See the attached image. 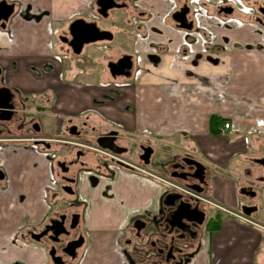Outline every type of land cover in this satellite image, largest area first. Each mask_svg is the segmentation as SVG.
Listing matches in <instances>:
<instances>
[{"label": "crops", "instance_id": "obj_1", "mask_svg": "<svg viewBox=\"0 0 264 264\" xmlns=\"http://www.w3.org/2000/svg\"><path fill=\"white\" fill-rule=\"evenodd\" d=\"M7 1L15 2V11L5 27L0 23V68L5 82L20 97L30 103L33 99L46 98L42 106L49 109L47 120L39 119L44 131L43 121L54 117V134L38 136L55 138L63 133L76 140L75 134L65 131L75 124L83 131L100 127L95 129L98 135L104 130L116 129L125 141L144 142L155 150L175 146L195 152L196 143L212 173V192L204 197L210 199L213 195L229 209H239L237 199L241 204L257 208L251 214L255 222L251 224L211 206L208 226L202 229L197 240L184 247L183 264H264V211L257 200L236 196L245 183L264 179V166L250 164L251 159L264 155L258 141L261 138L264 142V26L255 21L256 15L238 10L227 22L228 29L220 33L225 32L230 40L226 50L218 54L220 64L204 66L202 59L195 66V57L199 55L195 54V35L187 37L185 32L172 30L157 21L151 25L163 28L165 38L151 34L148 37L147 22L142 20L140 32L130 24L133 11L129 8L111 14V19L119 20L118 23L100 22V28L113 32L112 39L92 42L75 53L60 37L70 39L72 22L97 17L91 8L94 0ZM140 3L141 7L148 6L147 0ZM255 3L256 7H264L261 0ZM168 39L173 42L160 55V64H152L147 59L150 52L146 51V45L149 41L162 44ZM204 43L199 37L200 56L207 60L211 55ZM124 54L133 56L137 72L132 78L114 81L109 76L107 63ZM72 71L89 72L92 78L69 79L66 75ZM116 82L125 85H116ZM213 84L222 91L213 102L225 99L226 108L212 110L203 127H198L195 104L199 105L196 106L199 114L201 104L211 102L205 98L195 102V87L208 88ZM225 89L232 98L239 99L227 101ZM251 97L254 103L249 100ZM212 115L221 117L213 126L216 130L210 128ZM255 121H261L260 127L254 128L256 132L252 129ZM225 122H231L230 129L221 128ZM202 128L203 132L199 130ZM23 133L26 138L32 136L25 130ZM7 137L11 136H0V142ZM25 140L22 142L28 144L25 149L20 148L14 155L10 151L0 154L9 176V190L0 193V264H52L48 251L22 234L49 215L47 190L51 187L56 191L58 187L52 168L56 161L47 159L41 147L29 146ZM125 141L124 145L128 143ZM56 150L63 151V148L57 145ZM252 152L260 154L251 155ZM88 158V163L96 166L101 162L104 166L98 156L92 154ZM153 169L150 170L154 174H160ZM241 174L249 181L240 180ZM159 178L117 170L113 178L104 171L96 182L84 180L80 184L79 196L88 208L81 229L86 243L77 264L171 263H165L164 256L157 252L163 234L158 220L162 218L161 202L166 190ZM258 184L261 195L264 180ZM56 198L74 201L76 197L57 194ZM204 203L209 208V203ZM137 219L144 220L149 230H153L142 232L143 239L137 237L134 224Z\"/></svg>", "mask_w": 264, "mask_h": 264}, {"label": "flooded vegetation", "instance_id": "obj_2", "mask_svg": "<svg viewBox=\"0 0 264 264\" xmlns=\"http://www.w3.org/2000/svg\"><path fill=\"white\" fill-rule=\"evenodd\" d=\"M142 0H94V4H91L92 10L95 9V13H97V17L93 15V19L86 20L84 18H80L78 20H83L87 25L94 24L89 26L88 29L83 30V39H87L89 37H93L92 30L94 26L95 28L101 32H108L109 35L104 37V40H109L114 37L113 32L108 29L100 28L102 21L114 20V23H118L114 18L111 19V14L115 10L122 9H130L133 14L131 15V20H129L132 27L137 29L139 32L141 31V26L143 24L142 20L147 22L145 25V31L147 36L149 37L154 35L164 36L163 28L159 29L152 21L154 18H160V22L165 26H169L172 30L185 32L187 37L194 36L195 34L200 36L202 40L205 42V50L209 52V56L207 58V62L211 65H218L219 60H217L212 55L221 54L226 50V45L229 44V39L225 32L219 36V39L216 40L212 37L211 31L207 30L203 26V20L208 22V24L218 25L219 20L221 24H223V29H228L227 22L234 16L236 12H238L237 8L234 5L227 4L226 2L219 3L216 5V8L211 10L214 3L213 0H147L148 6L141 7ZM114 2V3H113ZM15 3V2H14ZM160 3V4H158ZM103 4L109 6L110 4H115L114 8H110L106 11H103ZM261 8L257 7L255 13L258 11V15L255 16V21L262 24L264 26V14L261 12ZM157 9V10H156ZM94 11V10H93ZM230 11V12H229ZM161 12L163 14H161ZM184 12H186L184 14ZM184 14L185 18L183 23L177 20H180ZM212 19H214L213 22ZM217 22V23H216ZM3 23V22H1ZM73 23V22H72ZM71 23V24H72ZM70 24V26H71ZM187 25L190 29H181L180 25ZM70 39L67 36H61V41L70 45L71 39V31ZM162 27V26H161ZM137 37H141V33L136 32ZM150 36V37H151ZM215 39V40H214ZM95 40V41H99ZM93 41V43L95 42ZM173 42L172 39H168L167 42L158 43L156 41H149V44L146 45L148 52L147 59L154 65H159L161 62L160 55H163L165 52V48H168ZM90 43H85L83 46H86ZM72 48V47H71ZM202 57H198V61H194L195 66L201 64ZM120 61V62H119ZM113 63L117 65H113ZM107 69L109 71V76L112 80L116 81L117 79L124 78L129 79L132 78L133 75L136 74L135 70V61L132 55L124 54L116 60H111L107 63ZM204 81V80H203ZM208 84V82L204 81ZM114 84H122V82H116ZM9 89L10 92H5L4 89ZM7 93L9 96V105L11 108L9 109H1L0 108V136L7 135L11 137H7L3 139L4 141L0 142V154L1 152L10 151L15 154L20 148H26L27 145L22 144L24 142L23 131H27L31 133V137H27L25 141L29 142V146H33L35 148H42V152L46 155L47 159L55 162V166L53 165V173L56 175V181L58 184L57 190H53L48 188V197L47 200L49 202V215L41 224L35 227H30L24 230L22 236L24 238H31L34 241L38 242V244L42 245L47 251L48 256L49 252L52 249H55V257H59V262H55L50 256V261L52 264H77L79 259L80 250L84 247L86 240L84 233L81 231L82 222L84 220L85 212L88 208V204L79 196V187L80 184L84 180H90L91 182L97 181V177H102L104 175V171L110 174V177L113 178L116 175L117 170H126L132 173H141L146 176L151 177H160L161 181L165 184V193L161 202V210H162V218L158 220V226L160 225L163 228L162 241L160 247L157 252L164 256V262L170 264H183L182 258L185 257L184 247L188 243H192L194 240H197L202 232V229L208 226L210 222V215L212 212L211 206L214 205L212 203L207 204L209 208H206L202 205L204 203L203 200L199 198V196L204 197V195L208 194L209 191L212 192V173L208 169L205 164V161L202 159V155L199 152V146L195 143V152L193 150H180L177 151H166L162 154V161L159 165L153 166L151 165V158L155 153V149L147 144L142 142L138 144L137 142H129L123 139V135L119 130H105L94 139V143L91 141H83L88 145H85L86 148H75V144H71L70 140L65 141H55L54 138L44 136L39 137L40 133H44L43 127L41 124V120L39 119L38 114L40 115H48L49 109L44 103L46 102V98L44 99H33L30 103L27 99L22 98L18 95V92L9 87V85L5 82L4 73L0 68V102L5 101L2 99V95ZM28 102V103H27ZM28 106H31L30 108ZM42 107V108H41ZM76 127L75 137L77 139H85L86 136L81 138L84 133L87 131L79 130V127L75 124L72 126H68L65 131L72 132V127ZM94 128V129H93ZM92 128V132H95V127ZM115 132V134H111ZM27 134V133H26ZM113 137L115 138V144L125 149L120 153H113L108 149H103L99 147L96 143L99 137ZM257 138V137H256ZM259 147L264 148V142L261 141V138H258ZM124 141L128 142L124 145ZM6 142H11L8 144ZM58 142L59 144H56ZM91 143L92 145H89ZM132 143H136L138 147V152L131 151L130 145ZM129 144V145H128ZM57 145H60L62 148L67 150L65 156L57 157L55 152V148ZM84 146L83 144H81ZM79 147V146H77ZM142 147H151L153 152L149 157L148 163L142 159V156L145 152L142 150ZM60 152V151H59ZM264 153V152H263ZM92 154L98 156L103 160L104 166L96 164V166L88 163V156ZM133 155V157L137 160H133L128 158L127 156ZM65 157V158H64ZM264 158L263 156L256 157L250 160V164L252 166H262L257 163V159ZM195 162V165L194 163ZM197 163L203 165L204 168L197 166ZM154 168V171L159 172L160 176L154 174L150 169ZM58 169V172H57ZM249 170V169H248ZM240 180L246 179L249 181L248 177L245 174H241L239 176ZM262 180H253L252 182L245 183L241 186L239 192H236V196L238 198L239 195L245 196L247 198H251L256 200L259 195L258 188L259 184L262 183ZM172 184H176L179 187L187 189L188 192H183L181 190L175 189ZM246 188L249 191L255 192V196H251L246 193H241V189ZM9 190V176L6 170V167L3 165V162L0 160V193L3 191ZM7 193V192H6ZM68 194L75 196L74 201H67L63 198L57 199L56 195ZM172 194L181 195V198H172ZM205 198V197H204ZM208 198V197H207ZM209 199V198H208ZM211 202L216 201L215 196H211L209 199ZM182 202H187L191 205L192 208H198L201 212L204 213V219L201 222L197 221H187L182 219L180 222L178 220H172V213L178 210L179 206ZM205 204V203H204ZM237 204L239 209H232L231 216L241 220L239 215H243L246 218L250 219L252 222L253 219L250 215H247L243 211V207L247 206L250 208H257L255 205H245L239 202L237 199ZM76 208V209H75ZM75 209V210H73ZM73 210V211H72ZM256 210V209H255ZM234 211V212H233ZM138 220V219H137ZM136 220V221H137ZM142 222L144 220L140 219ZM135 224V222H134ZM136 228V227H135ZM137 229V228H136ZM62 231L60 234H56L55 232ZM153 230H149L151 233ZM142 232H146L145 229H141L140 231L137 229V237L144 238ZM147 237V236H146ZM80 240H84L82 246L78 247L75 251L71 246V242ZM18 264V263H15Z\"/></svg>", "mask_w": 264, "mask_h": 264}, {"label": "rangeland", "instance_id": "obj_3", "mask_svg": "<svg viewBox=\"0 0 264 264\" xmlns=\"http://www.w3.org/2000/svg\"><path fill=\"white\" fill-rule=\"evenodd\" d=\"M255 1L256 0H248V1H242V0H225V2L227 3V4H231V5H234L236 8H237V10H240L241 12H248V13H251V14H256V15H258V11L255 13V11H256V9H257V7H256V3H255ZM264 2V0H261V3H263ZM213 3H214V5H213V7H212V9L211 10H213V9H215L216 8V5H218L219 3H223L222 2V0H213ZM158 4H160V3H158ZM263 6H264V3L262 4ZM157 10V9H156ZM117 11H120V10H116V12ZM247 13V14H248ZM121 14V13H120ZM264 18V17H263ZM264 20V19H263ZM157 21H160V18H154V20L152 21L153 23H155V22H157ZM204 22H203V26H206L205 28L209 31H211V34H209V35H212V37H214L216 40H218L219 39V36L221 35L220 33H221V31L223 30V24H221V22L219 21V20H217L218 21V25H210V24H208V22H206L205 20H203ZM214 21V19H212V21H210V22H213ZM217 23V22H216ZM126 24V23H125ZM124 26V25H123ZM124 28V27H123ZM199 37L200 36H198V35H196L195 34V54H199V55H197L196 57H195V61H197V63H200V61H198L199 59H198V57H200V53H199V51H200V47H199V44H197L198 43V39H199ZM201 38V37H200ZM214 39V40H215ZM201 48H203V47H201ZM220 55H216L215 54V58L216 59H218V57H219ZM221 57H223L222 55H221ZM201 59H203L205 62H203L204 64V66H208L210 63L209 62H207L206 61V57L205 58H201ZM88 65H89V63H87ZM77 65H80V62H78L77 63ZM91 65V64H90ZM89 65V66H90ZM88 66V67H89ZM92 66H95L94 64L92 65ZM99 66V65H98ZM98 66L97 67H94V68H98ZM67 68V67H66ZM204 68H206V67H204ZM68 69V68H67ZM86 68H84V70H85ZM88 74H90L89 72L87 73V72H84V71H81V72H78V71H72V73L71 74H67L66 76H68V78L70 79V78H72V79H76V80H78V79H91L92 77H90L91 75H88ZM213 77H215V75H213ZM211 84V83H210ZM213 86V87H212ZM223 88V87H222ZM226 90V89H225ZM157 92V94L159 93L158 91H156ZM222 91L220 90V89H218V88H216V87H214V84L213 85H210V87H208V88H200V87H195V102H197L198 100H202L203 101V99L205 98L206 100H208V101H210L211 103L210 104H207L206 103V105H204V104H201V109H200V111H199V114L197 113V110L199 109V107H196V106H199V105H196L195 104V117H196V121H195V124H196V126L199 124V126L198 127H203V125H204V123H206L205 121V118L212 112V110H219V108H222L223 110H225V108H226V104H224V102H225V99H223V100H221V101H219V100H216V102H213V98H215L219 93H221ZM226 92H227V97H228V99H227V101L229 100V99H231L230 101L231 102H233L234 101V99H239L238 97H235V98H232L229 94H228V92H229V90L227 91L226 90ZM202 93H204L203 95H202ZM147 94H149V93H147ZM147 97V96H146ZM157 97H158V99H159V95H157ZM221 98V97H220ZM245 99V98H244ZM253 97H251V98H249V100H251V102H253L254 103V101H253ZM208 101H206V102H208ZM257 108L259 109L260 108V106H257ZM221 114H224V113H221ZM227 114V113H226ZM38 116L39 117H43L44 118V120H47V118H46V116L45 115H40V114H38ZM223 116H226V115H223ZM199 117L201 118V120H199L198 121V119H199ZM54 121H55V118L54 117H49V121H43V123H44V134H47V135H53L54 134V129H53V124H54ZM88 122V121H87ZM245 122V121H244ZM251 123V122H250ZM261 123V121H255V123H253L254 124V126H253V131L254 132H256V130H254V128H256V127H260L259 126V124ZM94 126H96V127H98L100 124H93ZM92 126V125H91ZM90 126V127H91ZM106 126H108V125H106ZM219 128V127H218ZM218 128H217V130H218ZM245 128V127H244ZM90 129V128H89ZM97 129V128H96ZM99 129H101L100 127H98V129L97 130H99ZM212 129H215V128H213L212 127ZM96 130V131H97ZM201 132H203V128L202 129H199ZM216 130V129H215ZM105 131V130H104ZM219 131H221V130H218V132ZM252 131V130H251ZM253 132V133H254ZM63 134V133H62ZM62 134H60L59 136H57V137H55L54 138V140L55 141H65V140H70V142H71V144H75V145H77V146H79V147H77V146H75V148H86L85 147V145H88L87 143H84V142H82L81 140H83V141H87V142H90L91 141V143L93 144L94 143V139H95V137L98 135V133H96V132H92V131H87L86 133H84V135L81 137V138H83L84 136H86V138L85 139H77L76 138V140H73V139H71L68 135H62ZM256 134H258V133H256ZM195 136H197V134H196V132H195ZM197 139H200V137H198ZM202 139V138H201ZM263 139H264V137H263ZM131 142H133V141H131ZM91 143H89V145H92ZM139 143V142H138ZM56 144H59L58 142H56ZM81 144H83L84 146H82ZM129 144H130V142H129ZM128 144V145H129ZM137 144L136 143H132L129 147H130V149H131V151L132 152H134V150L136 151V154H137V150H138V147L136 146ZM164 147V148H163ZM162 148V150H156L155 151V153H154V155L152 156V158H151V165H153L154 167L155 166H157V165H159L160 164V162L162 161V158H161V156H162V154H164L165 153V150L166 151H177L176 150V148H175V146H173V147H166V146H163ZM260 149H262L263 150V152H264V148H260ZM60 151V152H59ZM59 151H57L56 150V148H55V152H58V153H56V155H57V157H60V156H62V155H65L66 153H67V150L66 149H64L63 148V151H61V150H59ZM62 152V153H61ZM251 155H253V154H260V153H257V152H252V153H250ZM204 156V155H203ZM128 158H130V159H133V160H137L136 159V157L134 158L133 157V155L131 154L130 156H127ZM65 158V157H64ZM203 158V157H202ZM208 160V159H207ZM234 162V161H233ZM156 168V167H155ZM231 168V167H230ZM157 169V168H156ZM232 169V168H231ZM57 172H58V169H57ZM54 176H55V174H54ZM258 202H259V204H260V206H261V210H263L264 211V200L262 199V196L260 195V192H259V195L257 196V199H256Z\"/></svg>", "mask_w": 264, "mask_h": 264}, {"label": "water", "instance_id": "obj_4", "mask_svg": "<svg viewBox=\"0 0 264 264\" xmlns=\"http://www.w3.org/2000/svg\"><path fill=\"white\" fill-rule=\"evenodd\" d=\"M112 1V0H111ZM114 3V2H113ZM115 4H110L109 6H107L106 4H103V11H106L110 8H114ZM15 11V4L14 3H9L7 0H2L0 1V23H2V27H5V23L8 22V20L12 17V15L14 14ZM230 12V11H229ZM261 12H263L264 14V8H261ZM186 12H184L185 14ZM184 14L183 17L180 20H177L179 22L184 21ZM94 25V24H90L87 25L83 20H76L74 21L71 26H70V31H71V35L73 37L72 41L70 42V46L73 49V52L75 53H80L81 49L83 47V45L85 43H89V42H93L95 40L98 39H104V37L108 36L109 33L108 32H101L97 29V27L95 28L93 27L92 30V34L93 37H89L87 39H83L82 35H83V30L88 29L89 26ZM181 29H190L189 27H187V25H180L179 26ZM120 62V61H119ZM113 65H117L115 63H113ZM5 92H10L9 89H4ZM2 99H4L5 101L0 102V108L1 109H9L11 108V106L9 105V96L7 93L3 94ZM72 133L76 134V127L73 126L72 127ZM111 134H115V132L111 133ZM97 145L103 149H108L113 153H120L122 151H125V149H122L120 147H118L115 144V138L113 137H106V136H102L99 137L96 141ZM142 150L145 152V154L142 156V159L145 161V163H148L149 161V157L151 155V153L153 152V149L151 147H142ZM257 163L261 164L262 166H264V158L261 159H257L256 160ZM195 165V162H193ZM197 166L204 168L203 165L197 163ZM241 193H246L251 195L252 197L255 196V192H251L246 188H242L241 189ZM172 198H181V195H175L172 194ZM256 208H250V207H243V211L247 214L250 215L251 212H253ZM162 213V210H161ZM185 219L187 221H197V222H201L204 219V213L201 212L198 208H192L191 205L187 202H182L181 205L179 206L178 210L174 211L172 213V220L174 222V220H178L179 222ZM146 222H142L140 219H138L135 222V227L140 231L141 229H145L146 228V233H149V228L150 226H148ZM62 231H57L55 232L57 235L60 234ZM84 243V240H80L79 242L74 241L71 242V246L73 248V250L75 251L78 247L82 246ZM49 256L55 261V262H59V257H55V249L50 250L49 252Z\"/></svg>", "mask_w": 264, "mask_h": 264}, {"label": "built area", "instance_id": "obj_5", "mask_svg": "<svg viewBox=\"0 0 264 264\" xmlns=\"http://www.w3.org/2000/svg\"><path fill=\"white\" fill-rule=\"evenodd\" d=\"M221 128L222 129H230L231 128V122H225L224 124L221 125ZM159 179L161 180V178H159ZM172 186L175 189L181 190L183 192H188L187 189L179 187L176 184H172ZM261 196H262V199L264 200V187H262V189H261ZM199 198L201 200H203V201L208 202V203H212L215 207H218V208L222 209L225 212L232 213V209L227 208L226 206H224L223 204H221V203H219L217 201L211 202V200H209L208 198H204L202 196H199ZM239 218L241 219V221L246 222V223H251V224L255 223V222H252L250 219L246 218L243 215H239Z\"/></svg>", "mask_w": 264, "mask_h": 264}, {"label": "trees", "instance_id": "obj_6", "mask_svg": "<svg viewBox=\"0 0 264 264\" xmlns=\"http://www.w3.org/2000/svg\"><path fill=\"white\" fill-rule=\"evenodd\" d=\"M221 117L217 116V115H212L209 119V124H210V128L212 129V127L217 124L220 120Z\"/></svg>", "mask_w": 264, "mask_h": 264}]
</instances>
